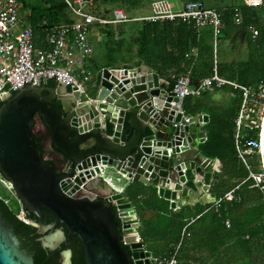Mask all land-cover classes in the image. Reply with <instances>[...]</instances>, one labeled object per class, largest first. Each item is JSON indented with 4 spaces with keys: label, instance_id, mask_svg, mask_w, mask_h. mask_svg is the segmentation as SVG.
<instances>
[{
    "label": "water",
    "instance_id": "obj_1",
    "mask_svg": "<svg viewBox=\"0 0 264 264\" xmlns=\"http://www.w3.org/2000/svg\"><path fill=\"white\" fill-rule=\"evenodd\" d=\"M48 82L27 81L0 105L1 177L26 211L42 219L46 209L80 239L83 264H153L139 240L129 195L146 187L173 211L215 202L209 191L219 163L200 147L207 115L183 116L173 105L174 93L144 65L102 69L83 93ZM35 117L62 156L64 176L41 161ZM259 139L264 169V124ZM62 239L60 230H51L42 247L55 249ZM61 254L64 264H71L70 251ZM0 264H34L1 213Z\"/></svg>",
    "mask_w": 264,
    "mask_h": 264
},
{
    "label": "trees",
    "instance_id": "obj_2",
    "mask_svg": "<svg viewBox=\"0 0 264 264\" xmlns=\"http://www.w3.org/2000/svg\"><path fill=\"white\" fill-rule=\"evenodd\" d=\"M18 1L23 3L27 11L26 21L34 31L36 49L41 47L44 29L71 21L63 0ZM108 1L95 0L102 4H108ZM189 1H200L207 8L218 12L225 25L220 40H228L230 48L235 49L240 41L246 46L247 59L244 61L220 62L218 59L217 74L252 90L264 83V0L258 8H248L242 0ZM236 13L240 16L239 25L234 23ZM249 25L257 29L258 35L254 39L247 31ZM96 28L102 42L96 46V53L89 60L94 74H99L104 68L144 64L167 79L168 87L172 90L176 79L181 76H188L191 85L196 87L213 73L212 31L209 27L202 30L191 21L174 20L131 21ZM50 82L56 85L53 80ZM228 88L223 86L216 91H228ZM234 91L237 96L232 111L224 112L209 106L206 92L196 97H187L183 102L185 115L204 113L209 117L205 125L207 139L201 144V150L206 157L220 162L217 180L213 185L217 198L233 189L248 175V170L237 158L234 148V118L241 103L240 92ZM258 132L243 130L242 142L257 141ZM250 166L253 171H260L259 161ZM251 185L252 182L247 181L235 191L236 197L241 199L239 203L223 202L217 211L208 210L211 204H195L194 209L187 206L173 211L167 201L156 195H153L154 199L148 208L145 204L135 202L139 213L146 216V212H150L149 216L140 218V236L146 250L153 252V257H171L182 229L187 226L189 237L183 239L177 251L176 264H264V204L261 193L251 188ZM146 201L150 204L151 199L147 198ZM19 208L17 199L12 203L0 193V213L4 224L21 240V247L32 253L34 264H43L44 250L30 238L34 232L30 223L18 219ZM31 217L34 219L33 215L27 214L28 220ZM226 220L230 223L228 228L224 225ZM122 247L128 249L127 246ZM73 251V264H83L80 249L73 248Z\"/></svg>",
    "mask_w": 264,
    "mask_h": 264
},
{
    "label": "built area",
    "instance_id": "obj_3",
    "mask_svg": "<svg viewBox=\"0 0 264 264\" xmlns=\"http://www.w3.org/2000/svg\"><path fill=\"white\" fill-rule=\"evenodd\" d=\"M69 23H61L43 30L41 47L35 48L34 31L27 23V12L24 5L18 0H0V101L9 95L23 89L27 81L53 80L62 86H76L84 92L85 85L92 81L93 72L89 60L93 55V47L88 39L92 27L115 25L127 22H164V21H191L197 28L209 27L212 31L213 73L201 83L193 87L188 76L176 79L172 92L175 95L174 106L181 110L184 116L183 102L187 97L199 96L203 91L213 87L229 86L241 94V103L234 118L235 133L234 148L237 158L248 170L247 177L233 189L216 198L211 209L217 211L223 202H240L235 191L251 181V188L257 189L262 195L264 204V169L261 162L260 131L261 117L264 110V83L255 90L244 87L236 82L228 81L217 74L218 48L224 23L215 9L207 8L200 1H189L179 11H173L168 0H154L150 4L151 13L148 16L131 18L124 10L116 9L111 17L97 15L95 0H63ZM248 8L262 6V0H242ZM238 13L234 16V23L240 24ZM249 34L254 39L257 29L249 25ZM193 52V51H192ZM194 53V52H193ZM187 57V55H186ZM258 130V140L242 142L243 130ZM257 156L260 171H253L248 156ZM5 188H9L7 181L0 179ZM19 203V202H18ZM18 219L29 223L27 211L19 203ZM193 220H191L192 222ZM226 228L230 226L224 221ZM185 237H189L187 226L180 235V240L169 258L149 257L153 264H176V254ZM139 240L141 236L139 234ZM264 243V239H263ZM121 244L127 246L124 237Z\"/></svg>",
    "mask_w": 264,
    "mask_h": 264
},
{
    "label": "flooded vegetation",
    "instance_id": "obj_4",
    "mask_svg": "<svg viewBox=\"0 0 264 264\" xmlns=\"http://www.w3.org/2000/svg\"><path fill=\"white\" fill-rule=\"evenodd\" d=\"M48 85H52L50 81L48 82ZM14 94L15 93L11 94L10 97H12ZM54 103L58 106V103L56 101ZM1 104H3V101H0V105ZM37 122H38V118L35 117V125L33 126V133L38 141L36 144H37L38 150L40 151L41 161L47 165H54V171H56V174L58 177L64 176L66 168L60 164V160L62 156L59 153V151H57L54 148V145L52 143V137L50 133L48 132V130L44 126L37 124ZM0 179H3L1 175H0ZM7 185L9 187L8 190H10L11 188L8 182H7ZM78 199H79V196H76V200ZM20 205L23 206L21 203ZM44 212L46 213L47 216L45 215L42 217V219H39L35 215H33L31 212L27 211L28 215L34 216V219L32 217L29 220L27 219L30 225L34 229V232L30 234V238L38 242V245L44 250L43 253L45 255V259L42 263L43 264H54V263L64 264V258L61 253L64 250H69L70 251L69 261L71 264H73V261H72L73 254H74L73 248L80 249L81 258L83 261L82 246H81L80 239L78 237L75 238L73 235H71L62 223L55 222V217L49 211L45 209ZM45 226L53 227L47 232L48 234L51 232V230H55V229H58L63 233V239L61 240L60 244L55 249H45L42 247L41 240L45 237L47 233L41 234L40 227H45ZM17 239L21 247V240L19 238ZM24 251L28 253L26 250ZM28 254L31 255V257L33 258V255L31 252H29Z\"/></svg>",
    "mask_w": 264,
    "mask_h": 264
},
{
    "label": "crops",
    "instance_id": "obj_5",
    "mask_svg": "<svg viewBox=\"0 0 264 264\" xmlns=\"http://www.w3.org/2000/svg\"><path fill=\"white\" fill-rule=\"evenodd\" d=\"M154 0H135V1H133V3L134 4H136V5H139V6H135L134 8L132 7V8H130V9H132L133 11L134 10H139V11H143L144 13L146 12V11H150V13H151V9H150V4L153 2ZM187 2H189V0H184L183 2H182V4H183V6H184V4L185 3H187ZM175 3V5H174V7L175 8H177L179 5L177 4V2H174ZM120 6V8H117V9H121V10H126L127 9V7H123L122 5H119ZM181 8H178L177 9V11H179ZM150 13H145V15H143V16H148V15H150ZM140 17H142V16H140ZM204 28H207V27H204ZM204 28H202V30H205ZM201 29V28H200ZM97 33H98V36H96V40L94 41L96 44H97V46L102 42V37H101V34H100V32H99V30L98 31H96ZM92 36H93V34H92ZM97 48V47H96ZM95 49V48H94ZM218 51H219V61L221 62H239V61H244V60H246L247 59V49H246V46H245V44L244 43H242V41H240V43L239 44H237V47L235 48V49H232V48H230V42L228 41V40H220V43H219V48H218ZM231 57L233 58V59H231ZM142 66L144 65V64H141ZM141 65H139V66H141ZM139 66H136V67H139ZM145 66V65H144ZM136 67H126L127 69H134V68H136ZM92 69V68H91ZM104 69H115V70H121V69H124L122 66L121 67H115V68H104ZM150 69V68H149ZM152 70V69H151ZM92 72H93V69H92ZM98 74H93V76H94V78H93V76H92V78H93V80H92V82L91 83H93V81H94V79L96 78V76H97ZM158 77H159V79H160V82H161V87H164L165 89H167V90H170L169 89V87H168V85H169V82H168V80L167 79H165V78H162V77H160L159 75H158ZM202 81V80H201ZM201 81L199 82V84L201 83ZM198 84V85H199ZM193 86V85H192ZM193 87H195V86H193ZM229 87V86H228ZM221 88V87H220ZM216 89H219V88H217V87H213V88H211V89H208V90H205V91H203V92H206V95H205V98H206V101H207V104L209 105V106H211L212 108H218V107H222V100L221 99H219V101H217V100H213V99H209L208 100V97H207V94H208V92L209 91H213L214 92V94H216L218 91H216ZM229 90H228V92L231 94V95H233V99H234V101H233V106L231 107V106H229L228 108H227V111H232V109H234V107L236 106V104H235V106H234V103L236 102V92L231 88V87H229L228 88ZM202 92V93H203ZM225 92V91H224ZM191 97H196V96H191ZM220 111H224L223 109L221 110L220 109ZM226 111V112H227ZM225 112V111H224ZM204 114V113H203ZM204 115H207V114H204ZM186 116H188V115H186ZM207 117H208V115H207ZM208 120H209V117H208ZM206 125V124H205ZM205 125H203L202 127H201V130L205 133V137H206V135H207V133L205 132ZM206 139H207V137H206ZM200 147H201V145H200ZM218 163H219V167L217 168L218 169V171H219V168H220V162L218 161ZM217 179H215V181H216ZM214 181V182H215ZM213 185H214V183H212V185H211V187H210V193H214V191H213ZM96 188H98L99 189V191L98 192H100V193H104V191L103 190H101V188H99V186L98 185H96L95 186V189ZM105 188H107V187H105ZM108 190V189H107ZM153 195H155V194H153V193H148V191H147V188L146 187H143V186H140V191H138V192H132V193H130V195H129V197H130V199H131V201H132V204H133V208H134V210H135V212H136V215H137V219L139 220V222H140V226H141V222H142V219H140L142 216L143 217H146V216H149V213L150 212H146V216H145V214L143 215V213L141 212V213H139V211H138V208H137V205H135V202L136 203H142V204H145L146 206H147V208L149 207V206H151V204H152V201H153ZM147 198H149V199H151V202H150V204H148V202L146 201V199ZM217 198V197H216ZM211 207V206H210ZM208 208V210L209 209H211V208ZM190 209H194V206L192 205V206H190L189 207ZM201 214V213H200ZM199 214V215H200ZM138 231H139V234L141 235V231H140V227H139V229H138Z\"/></svg>",
    "mask_w": 264,
    "mask_h": 264
},
{
    "label": "rangeland",
    "instance_id": "obj_6",
    "mask_svg": "<svg viewBox=\"0 0 264 264\" xmlns=\"http://www.w3.org/2000/svg\"><path fill=\"white\" fill-rule=\"evenodd\" d=\"M133 1H135V0H109L108 4H102L101 2H97L95 10L100 15L104 14V17H111L112 16V12L114 10H116L117 8H120L119 5H122L123 7H127V9H126L127 11L126 10H124V11L131 18L140 17V16L145 15V13H150V11H146L144 13L143 11H139V10H134L133 11L132 9H130L132 7L134 8L135 6L136 7L139 6V5H136V4H131ZM168 1H169L170 5H171L173 11H177L178 8H181V9L183 8L182 2L184 0H168ZM174 2H177V4L179 5L177 8L174 7V5H175ZM131 5H133V6H131ZM25 12H27V11H25ZM96 31H98V29L96 27H92L91 31H90V33L88 35V39H89V41H90V43H91V45L93 47V55L96 53L95 49H96V46H97V44L94 42L96 40L95 39L96 36H98V33ZM92 34H93V36H92ZM231 59H233V58L231 57ZM93 74H94V72H93ZM93 78H94V76H93ZM93 78H92V80H93ZM91 82L87 83L85 86L89 87L91 85ZM207 97H208V100L209 99H213V100L219 101V99H221L222 100V102H221L222 103V107H218V108L216 107L214 109H216V110H220V109L222 110L223 109L225 112L227 111V108L233 104V101H234L233 95H231L228 91H225V92L224 91H218L216 94H214V92L211 90V91L208 92ZM235 104H236V102L234 103V106H235ZM247 158H248V161H249L250 164H256L257 163V159L258 158H257L256 155L255 156L252 155L251 157L248 156ZM0 193H1L2 197L11 200L12 203H15L16 198L14 196L13 191L11 189L8 190L7 188H5V186H3L2 183H0ZM145 249H146V246H145ZM150 257H153V252H150Z\"/></svg>",
    "mask_w": 264,
    "mask_h": 264
},
{
    "label": "bare ground",
    "instance_id": "obj_7",
    "mask_svg": "<svg viewBox=\"0 0 264 264\" xmlns=\"http://www.w3.org/2000/svg\"><path fill=\"white\" fill-rule=\"evenodd\" d=\"M262 119H261V123H262V126H263V124H264V110H263V113H262V117H261Z\"/></svg>",
    "mask_w": 264,
    "mask_h": 264
}]
</instances>
